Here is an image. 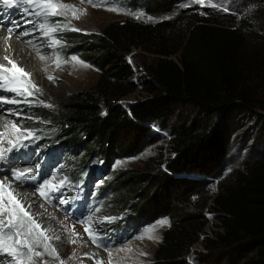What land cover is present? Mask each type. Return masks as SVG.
<instances>
[{
  "label": "trees",
  "instance_id": "obj_1",
  "mask_svg": "<svg viewBox=\"0 0 264 264\" xmlns=\"http://www.w3.org/2000/svg\"><path fill=\"white\" fill-rule=\"evenodd\" d=\"M180 2L130 0L131 9L159 20L130 17L97 35H79L98 76L91 91L64 99L63 113L51 118L57 138L75 149L61 160L72 164L74 181L89 182L96 169L109 176L96 198L118 217L110 225L113 242L167 219L148 264H191L206 212L217 216L218 230L200 240L194 264L238 248L250 251L249 262L264 264V147L252 159L230 162L242 120L264 132L250 82L258 65L244 46L236 10L220 14ZM133 48L156 57L137 77L126 59ZM138 88L145 97L123 106ZM156 127L168 133L166 156L112 173L114 160L135 157L164 138Z\"/></svg>",
  "mask_w": 264,
  "mask_h": 264
},
{
  "label": "rangeland",
  "instance_id": "obj_2",
  "mask_svg": "<svg viewBox=\"0 0 264 264\" xmlns=\"http://www.w3.org/2000/svg\"><path fill=\"white\" fill-rule=\"evenodd\" d=\"M51 2L71 7L62 10L64 15L51 17L49 14L47 21L43 16L38 19L41 23L54 24L57 28L54 32L46 29L50 35H45L39 40L42 46L46 47L45 52L49 55L51 62L50 68L47 67L36 74L33 85L38 86L40 91L37 92L35 88L26 86L24 92L18 89L23 95L12 94L14 97L11 100L16 103L0 102L4 107L10 105V109H15L20 114L16 118V123L24 133L23 137L21 135L14 139L7 137L6 140L3 139L0 142V146L4 148L9 146L8 149L18 139L24 145L13 148L12 151L2 150L0 152L3 153V159H0V176L5 173L10 178H14L13 171L15 170L34 169L29 179L20 181L23 188H30L39 195L38 188L44 180L50 182L44 188L47 198L40 195L44 206L48 208L45 212L48 221L44 223V226L50 236H47L49 239H41L42 242L38 245H33L34 252L38 251L42 255L36 257L33 254L32 261H28V248L15 245L18 237L13 236L12 228L7 227L10 218L6 214L7 198L1 193L0 188V222H2L0 223V238L8 232L9 237L4 238L5 242L18 249L15 258L0 251V264H17V261L20 264H109V262L111 264H148L163 229L168 225V223L159 225L157 222L166 218H160L150 225L143 226L136 234H132L121 242H113L116 237L111 234L110 225L118 217L116 213L104 207V203L100 206L96 198L101 189L100 185H103L109 176H102L96 169L89 182L86 179V183H82L84 182L82 176L78 178V181H74L72 164L66 163L61 158L63 154L74 152L75 149L65 145L64 139L57 138L58 130L54 124L55 120L51 119L63 113L60 103L64 99L80 91H91L97 79V69L87 60L88 56L92 55V52L87 50L90 46L84 43L79 45L78 41L83 39L79 38V35L88 37L97 35L110 22H121L130 17L136 18L144 12L141 9H131L130 0H94L95 4L100 6H93V3H89L88 0H51ZM179 6H192L200 11L209 10L220 14H235L234 10H236L238 28L245 39L244 46L258 65L256 74L251 76L250 82L257 89L259 99L257 112L264 115V109H260L264 107V0H202V2L181 0ZM179 6L173 8L171 15H175L176 8ZM144 14L139 19L147 20V17H151ZM8 18L7 16V20L10 21L11 18ZM151 18V21L159 20V17ZM160 18H166V16ZM73 56L83 64L72 61ZM155 58L136 48L131 49L126 56L136 77L143 68L152 64ZM143 97L145 93L138 88L124 97L120 103L126 106ZM48 117L50 120H47ZM241 122L238 134H235L232 140L230 159L232 164L245 161L248 157L252 159L253 155L259 154L264 147V132L256 129L254 121L242 120ZM25 130H30L36 138L28 137V132ZM155 130L160 132L164 138L151 144L135 157L114 160L110 171L114 173L123 169L141 168L144 161L152 156L162 154L165 157L168 133L160 131L157 127ZM70 158L71 155L68 158L65 157V159ZM57 187L59 190H53ZM105 218L115 219L108 222ZM205 218L207 219L206 224L200 233L199 241L191 246L188 254L191 264H194L191 257L202 251L200 240L205 236L214 237V231L218 230L217 216L214 213L206 212ZM85 220L88 222L85 223ZM86 228H90L91 234L97 236L99 245L93 242L90 233L85 231ZM145 229L152 230L145 232ZM142 234L144 238L137 239ZM150 236L154 238H148ZM19 239L23 241L27 238L24 237V233H20ZM45 244L48 245L47 251ZM53 250L55 255L52 254ZM250 255V251L238 248L215 256L218 258L212 260L213 263L210 261L209 263L254 264L249 262Z\"/></svg>",
  "mask_w": 264,
  "mask_h": 264
},
{
  "label": "bare ground",
  "instance_id": "obj_3",
  "mask_svg": "<svg viewBox=\"0 0 264 264\" xmlns=\"http://www.w3.org/2000/svg\"><path fill=\"white\" fill-rule=\"evenodd\" d=\"M14 3H19L21 6L5 9L2 4H0V65L3 66L0 67V97H3L5 100H11L14 97L12 94H17L7 89L15 87L19 90L22 89L24 92L26 86L32 88L38 71L46 69L51 63L49 61V55L45 52L46 47L42 46L41 41H39L45 37L44 32L47 31L46 29L39 28L41 22L38 19L42 16L35 15V11L39 9H34L26 3L25 0H14ZM25 9L28 10L27 14H25ZM7 16L9 17L8 19L11 18L10 21L7 20ZM27 27H29V29H26ZM9 28H14L15 31L10 34L8 31ZM26 31L31 34L21 35V33ZM5 57L14 61L17 67L23 69L25 73L30 75H22L12 70V64L9 63L8 59H5ZM41 57H43V59H41ZM5 69H8V71H5ZM0 102L3 101L0 100ZM3 103L7 104L6 102ZM8 106L9 107H4L0 103V142H2L3 139L6 140L7 137L14 139L18 135L24 136L23 131L16 123V118L20 116V114L15 111V109H10V105ZM12 124L17 125L20 131L17 132L13 129L11 127ZM8 147L4 148L0 146V152L2 150L7 151ZM0 181L5 182L0 186L2 189V192H0L6 195L7 198L6 214L11 218L13 212L17 211L16 223L19 232L25 233L31 222L27 220V217H23V213H19L17 209L15 210V205L12 203L11 198H15L19 201L21 206L33 217L35 223L40 225V229H36L34 225H31L33 235L39 237L40 242H42L41 239H44V236L49 237V231L45 229L44 226V223L48 221L45 215L46 209L48 210V208L44 206L38 192L30 190V188H23L20 180L17 181L14 178H10L9 175L5 173L0 176ZM20 218L25 220V225L23 227L19 225ZM41 229L44 230V236H40ZM12 230V235H17L16 229L12 228ZM7 233L1 238L7 239L9 237ZM33 235H28L26 238L32 241Z\"/></svg>",
  "mask_w": 264,
  "mask_h": 264
},
{
  "label": "snow or ice",
  "instance_id": "obj_4",
  "mask_svg": "<svg viewBox=\"0 0 264 264\" xmlns=\"http://www.w3.org/2000/svg\"><path fill=\"white\" fill-rule=\"evenodd\" d=\"M26 3H28L30 6H32L34 9L35 8H38L39 10H36L35 11V15L36 16H43L44 19L47 21L49 19V14L51 17H56V16H59V15H64V12L62 10H66L67 8L71 7V6H68V5H65V4H54L51 2V0H25ZM89 3H93V6H100V5H97L95 4L94 0H88ZM198 2H202V0H198ZM0 4H2L3 8L5 9H11L13 7H20L21 5L19 3H14V0H0ZM109 10H118V9H109ZM27 9H25V14H27ZM131 14V13H129ZM145 14L144 13H140L136 18H140L142 16H144ZM147 20L149 22H151L152 18L151 17H147ZM39 28L40 29H47V30H50V31H56L57 28L54 24H46V23H41L39 25ZM75 30V29H73ZM9 33H13L15 31L14 28H9L8 29ZM31 33L26 31V32H23L21 33V35H30ZM45 35H48V31H45L44 32ZM58 43V41H57ZM5 59H8L9 63L12 64V70H14L15 72H18L22 75H30L28 73H25L23 71V69L17 67L16 63L12 60H10L8 57H5ZM41 59H43V57H41ZM71 60L72 61H78V58L73 56L71 57ZM79 63L83 64V62H80L78 61ZM84 66H87V65H84ZM0 67H3L2 65H0ZM5 71H8V69H5ZM49 79H52V77H49ZM33 88H35V90L37 92L40 91V89L38 88V86L36 85H33ZM7 90H10L12 92H16L17 95H23V93H21L17 88L13 87V88H10V89H7ZM0 100H2L3 102H6V103H16V101L14 100H5L3 97H0ZM11 127L13 129H15L17 132L20 131V129L17 128V125L15 124H12ZM28 132V137H31V138H36L34 136V134L30 131V130H25ZM9 143H12L11 141H9ZM24 145L22 143L19 142V139L17 140L16 143H13L12 144V147H10L9 149H7V151H12L13 148H16V147H23ZM0 159H3V153H0ZM119 163V162H118ZM34 172V169H23L22 171L21 170H15L13 171V177L19 181V180H27L30 178L31 174ZM5 182L3 181H0V186H2ZM49 181L48 180H44V182L39 186L38 188V191L40 192V195L41 196H44L45 198H47V194L44 192V188L45 186L49 185ZM63 183V182H62ZM53 190H59V188H55ZM12 199V203L15 205V208L18 209V212L19 213H23V217H27V220L31 222V224L27 227V231L24 233L25 237H27L28 235H33V229H32V226L31 225H34L36 229H40V225L35 223L33 217L24 209L23 206H21L20 202L17 201L15 198H11ZM90 219V218H89ZM108 220V222H112V220H114L115 218H105ZM17 213L14 211L13 212V215L11 216V218L8 219V223H7V227L9 228H14L16 229V234H17V239L15 241V245H20L22 247H27L28 248V253L29 255L27 256V260L28 261H32L33 259V254L36 256V257H39L41 256L42 254L40 252H34L33 250V245H38L40 243V240H39V237L33 235V239L32 241H29L28 239H24L23 241H21L19 239V235H20V232H19V229L17 228ZM88 221L85 220V223H87ZM2 223V222H0ZM159 225H164V224H167L168 221L165 219V220H160L157 222ZM19 225L21 227H23L25 225V220L23 218H20L19 219ZM155 226H153L154 228ZM152 229H145V232H149L151 231ZM85 231L89 232L90 233V238L93 240L94 243H97L99 245V240L97 238L96 235H93L91 234V229L90 228H86ZM40 236H44V230H40ZM45 239H49L47 236H44ZM144 236L143 234L140 236V237H137V239H143ZM148 238H154V237H148ZM48 249V245L45 244V250L47 251ZM0 251H4L6 252L8 255L10 256H13V258H15L16 254H17V251L18 249L15 247V246H9L5 240L3 238H0ZM53 255H55V252L53 250ZM17 264H20L19 261H17ZM109 264H111V262H109Z\"/></svg>",
  "mask_w": 264,
  "mask_h": 264
}]
</instances>
